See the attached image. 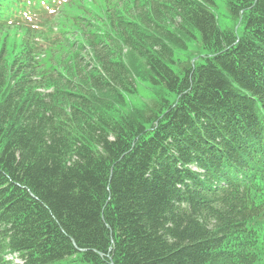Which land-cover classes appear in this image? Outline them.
Listing matches in <instances>:
<instances>
[{
	"label": "trees",
	"instance_id": "16d2710c",
	"mask_svg": "<svg viewBox=\"0 0 264 264\" xmlns=\"http://www.w3.org/2000/svg\"><path fill=\"white\" fill-rule=\"evenodd\" d=\"M19 1L0 0V33H22L0 52V264H260L264 0L229 3L241 35L213 0H44L34 29L5 21ZM162 11L201 61L138 32ZM140 79L163 94L119 116Z\"/></svg>",
	"mask_w": 264,
	"mask_h": 264
},
{
	"label": "rangeland",
	"instance_id": "374dc122",
	"mask_svg": "<svg viewBox=\"0 0 264 264\" xmlns=\"http://www.w3.org/2000/svg\"><path fill=\"white\" fill-rule=\"evenodd\" d=\"M231 0H213L214 6L212 7V11L216 18V25L219 30L228 31L235 34L241 35L243 22L240 19L234 20L229 11L228 6ZM160 21L159 24H155L151 22V18L147 17L144 18L143 21L139 23L138 32L146 36H149L150 33L146 32L150 29L151 32H155L161 40L160 45H165L173 54L172 60L174 61V66H178L184 61L190 62L192 65L194 63H198L201 61L202 57L204 56L203 50L198 44V38L194 34H189L184 30H177L176 27L180 24V19L178 16H173V14L167 13L166 11L159 12ZM173 22V23H172ZM69 26V25H67ZM154 29L158 30L159 32L155 31ZM162 30H172L173 34L169 35L168 37H163L164 32ZM21 30H9L8 32L0 33V52L3 50H7L10 54L8 56V60H11L12 55L11 53H15L19 50L20 40L22 38ZM194 35V38H193ZM37 37L39 38V42L44 40V35L38 34ZM137 39V37L135 36ZM181 40L185 42V45L181 44ZM159 46H154L153 49L158 48ZM137 43L132 41L131 48L125 47L122 52L124 53L125 61L130 64L131 57H135L133 54L134 48H137ZM148 48V45H147ZM141 51V50H140ZM84 55L88 53L85 51ZM143 52V51H142ZM132 55V56H131ZM138 60L142 63L139 59L138 54L136 53ZM49 54H45L42 52L40 57L38 58L39 62V71L43 72V74H50L56 75L54 72L51 71V64L48 62ZM130 59V61H129ZM132 62V61H131ZM132 64V63H131ZM176 72L178 70L174 69ZM142 68V72H143ZM142 79L135 82V93L130 95H125L124 98L126 100V104L123 107L114 106L113 110L119 115L124 116L129 112L137 113L143 109L145 102L148 99H153L155 97H160L163 93L158 90H154L151 88L154 95L149 94L150 89L148 88L147 84L141 82ZM52 89H45L41 88L39 91H51ZM165 95V94H164ZM59 264H80L76 258L61 262ZM260 264H264L263 261Z\"/></svg>",
	"mask_w": 264,
	"mask_h": 264
}]
</instances>
